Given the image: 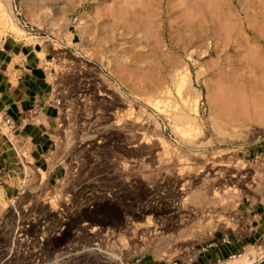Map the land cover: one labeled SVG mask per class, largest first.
I'll return each instance as SVG.
<instances>
[{"label": "rangeland", "instance_id": "rangeland-1", "mask_svg": "<svg viewBox=\"0 0 264 264\" xmlns=\"http://www.w3.org/2000/svg\"><path fill=\"white\" fill-rule=\"evenodd\" d=\"M18 19L53 47L48 65L71 89L134 95L133 154L146 159L134 184L97 180L116 149L99 156L86 134L74 178L83 185L68 195L66 180L47 181L20 151L10 172L20 188L0 178V264L180 260L237 229L239 203L264 208V0H0V37L26 35ZM58 213L73 217L74 235L40 246L36 228ZM65 242L73 246L60 258Z\"/></svg>", "mask_w": 264, "mask_h": 264}, {"label": "crops", "instance_id": "crops-1", "mask_svg": "<svg viewBox=\"0 0 264 264\" xmlns=\"http://www.w3.org/2000/svg\"><path fill=\"white\" fill-rule=\"evenodd\" d=\"M43 40L35 34L0 37V120L8 117L11 121V127L0 124V178L6 187L20 188L16 177H10L20 151L31 168L46 173L47 181L55 183L61 176V170L48 165L44 155L55 130L54 108L46 101L52 82L48 63L55 55ZM236 211L240 226L214 233L191 262H156L141 254L134 264H237L232 258H241L264 233V208L239 203ZM244 264H264V260Z\"/></svg>", "mask_w": 264, "mask_h": 264}, {"label": "built area", "instance_id": "built-area-1", "mask_svg": "<svg viewBox=\"0 0 264 264\" xmlns=\"http://www.w3.org/2000/svg\"><path fill=\"white\" fill-rule=\"evenodd\" d=\"M17 23L27 34L35 33V28L23 19H18ZM53 58L54 56H52ZM49 67L51 69L52 82L46 101L54 108L55 130L50 140L51 146L45 151L44 155L48 165L58 167L61 170L59 179L61 181L66 180V185L70 188L68 195L70 193L75 194L77 189L83 185L75 182L74 178L77 177L80 171L85 169V165L82 166V163L86 160V151L90 149L88 146L90 143L84 144L86 134L93 137L91 140L94 141L96 145L95 150L99 156L105 153L108 144L114 145L116 149L112 157H110V160L114 163L113 168L106 170L109 171L108 174L100 171L96 176L97 180L114 178L121 181L124 179L129 184H134L136 161L138 160V163H140L141 159L144 162L146 159L145 153L140 158H136L133 154L136 148L137 137L135 129L134 95L129 92L120 95L116 92L115 99H113L111 98L112 94L110 95L109 93L108 95L99 90L94 92L88 90L86 87L78 90L71 89L70 85L62 78V72L55 70L50 65ZM112 84L119 87L118 83L114 80ZM104 94L107 99H104ZM106 119L109 120L105 121ZM0 122L6 127H11V121L8 117H2ZM143 123V125L146 124L145 122ZM146 126L148 127V125ZM89 132H93L94 134ZM143 132V142L145 144V142H149V132L145 128ZM114 133H117V136ZM98 155L97 161L100 162H95V165L103 162V160L101 161L102 158L98 157ZM108 157L105 158L107 159ZM99 168L102 169L100 165ZM35 170L37 171V169ZM22 171L24 175H27L24 166H22ZM97 184L103 185V181H99ZM88 203V209L90 210L92 203ZM56 215L58 216V222L51 223L48 221L44 223L42 221L39 228H36L40 246H43L48 240H53L64 235H74L75 230L71 228V219L73 217H65L59 213ZM26 226L28 225L26 224ZM91 229H94V226ZM71 246L73 245L70 242H65L60 245V258L66 256L65 254L67 250L71 249ZM255 248L258 249V253L249 261L264 260V233L261 235ZM202 250H204V247L198 250L191 248L189 254L184 257V261L191 262ZM175 261L177 259L172 260V262Z\"/></svg>", "mask_w": 264, "mask_h": 264}, {"label": "bare ground", "instance_id": "bare-ground-1", "mask_svg": "<svg viewBox=\"0 0 264 264\" xmlns=\"http://www.w3.org/2000/svg\"><path fill=\"white\" fill-rule=\"evenodd\" d=\"M218 170H219V168H218ZM218 170H216V171H218ZM221 170H222V169H221ZM227 171H228V170H227ZM227 171H226V172H227ZM212 172H213V171H212ZM222 172H223V171H222ZM222 172H219V171H218V173H222ZM228 172H230V170H229ZM215 173H216V172H215ZM216 174H217V173H216ZM231 176H232V175L229 173V174H228V180L231 179ZM216 178H218V177H216ZM212 195H213V194H212ZM208 200H209V198H208ZM211 200H212V199H211ZM211 200H210V201H211ZM215 205H216V204H215ZM182 208L184 209V206H182ZM180 210H181V208H180ZM184 210H185V209H184ZM185 211H186V210H185ZM186 212H189V211H186ZM186 215H188V214L186 213ZM180 222H181V221H180ZM180 222H178V223L181 224ZM145 232L148 233V234H156V233H155V229H150V230L147 229ZM142 233H143V232H142ZM148 234H146V235H148Z\"/></svg>", "mask_w": 264, "mask_h": 264}]
</instances>
